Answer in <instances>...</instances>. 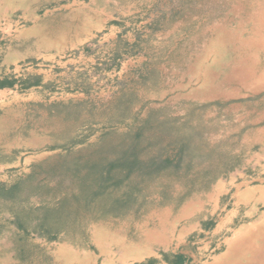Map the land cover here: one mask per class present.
Segmentation results:
<instances>
[{
  "label": "rangeland",
  "instance_id": "obj_1",
  "mask_svg": "<svg viewBox=\"0 0 264 264\" xmlns=\"http://www.w3.org/2000/svg\"><path fill=\"white\" fill-rule=\"evenodd\" d=\"M51 1L0 0V80H45L0 92V264H217L264 222L225 207L264 171V47L231 76L264 0Z\"/></svg>",
  "mask_w": 264,
  "mask_h": 264
},
{
  "label": "bare ground",
  "instance_id": "obj_2",
  "mask_svg": "<svg viewBox=\"0 0 264 264\" xmlns=\"http://www.w3.org/2000/svg\"><path fill=\"white\" fill-rule=\"evenodd\" d=\"M33 1V0H32ZM35 1V0H34ZM51 1V0H50ZM60 1V0H59ZM211 1H213V0H211ZM263 1V0H262ZM261 1V2H262ZM49 2V1H48ZM52 2V1H51ZM92 2V1H91ZM113 2V1H112ZM126 2H127V0H126ZM187 2V1H186ZM247 2V1H246ZM250 2V1H249ZM255 2V1H254ZM40 3V2H39ZM116 3V2H115ZM177 3V2H176ZM215 3V2H214ZM221 3V2H220ZM9 4V3H8ZM7 4V5H8ZM92 4H94V2L92 3ZM189 4V3H188ZM194 4V3H193ZM217 4H219V3H216V5ZM256 4V3H255ZM16 5V4H15ZM17 5H19V2H18V4ZM21 5V4H20ZM19 5V6H20ZM115 5V4H114ZM130 5V4H129ZM176 5H178V4H176ZM184 5H186V4H184ZM191 5V4H190ZM189 5V6H190ZM195 5V4H194ZM209 5V4H208ZM213 5V4H212ZM215 5V4H214ZM226 5H227V3H226ZM245 5V4H244ZM264 5V4H263ZM18 6V7H19ZM22 6V5H21ZM24 6V5H23ZM22 6V7H23ZM34 6V5H33ZM37 6V5H36ZM40 6V5H39ZM76 5H74V7H75ZM124 6V5H123ZM122 6V7H123ZM163 6V5H162ZM252 6V5H251ZM258 6V5H257ZM2 7V6H1ZM4 7V6H3ZM17 7V6H16ZM41 7H42V5H41ZM165 7V6H164ZM188 7V6H187ZM219 7H220V5H219ZM10 7L8 6V9H9ZM34 8H35V6H34ZM115 8H117V7H115ZM133 8V7H132ZM162 8V7H161ZM169 8V7H168ZM189 8V7H188ZM192 8V7H191ZM242 8H243V6H242ZM249 8V7H248ZM261 8V7H260ZM264 8V7H263ZM12 9V8H11ZM69 9V8H68ZM102 9V8H101ZM122 10H124L123 8H121ZM128 9V8H127ZM227 9V8H226ZM245 9V8H244ZM256 9V8H255ZM254 9V10H255ZM59 10V9H58ZM129 10V9H128ZM175 10V9H174ZM198 10V9H197ZM202 10V9H201ZM212 10V9H211ZM253 10V11H254ZM257 10V9H256ZM27 11V10H26ZM31 11H34V10H31ZM64 11V10H63ZM70 11V10H69ZM108 11V10H107ZM126 11V10H125ZM130 11H132V10H130ZM164 11V10H163ZM181 11V10H180ZM188 11V10H187ZM192 11V10H191ZM209 11V10H208ZM213 11V10H212ZM260 11H261V9H260ZM47 12H49V11H47ZM109 12V11H108ZM133 12V11H132ZM206 12V11H205ZM204 12V13H205ZM262 12H264V11H262ZM5 13V12H4ZM111 13V12H110ZM214 13V12H213ZM1 14V13H0ZM33 14V13H32ZM47 14V13H46ZM107 14V13H106ZM190 14V13H189ZM240 14H242V13H240ZM251 14V13H250ZM108 15V14H107ZM192 15H193V13H192ZM222 15V14H221ZM223 15H224V13H223ZM244 15V14H243ZM258 15V14H257ZM2 16H4V15H2ZM44 16V15H43ZM46 16V15H45ZM182 16V15H181ZM227 16V15H226ZM248 16V15H247ZM158 17V16H157ZM168 17V16H167ZM186 17V16H185ZM192 17V16H191ZM219 17V16H218ZM258 17V16H257ZM23 19H24V17H22ZM179 18V17H178ZM224 18V17H223ZM249 18V17H248ZM58 19H60V18H58ZM111 19V18H110ZM177 19V18H176ZM184 19V18H183ZM211 19V18H210ZM209 19V20H210ZM212 19H214V18H212ZM215 19H216V17H215ZM219 19V18H218ZM231 19V18H230ZM239 19V18H238ZM264 19V18H263ZM61 20V19H60ZM185 20H186V18H185ZM257 20V19H256ZM7 21V20H6ZM25 21V20H24ZM27 21V20H26ZM48 21V20H47ZM62 21V20H61ZM216 21V20H215ZM32 22V21H31ZM40 22V21H39ZM60 22V21H59ZM66 22V21H65ZM73 22V21H72ZM217 22V21H216ZM257 22V21H256ZM258 24H257V26H256V30L254 29V32H253V35L251 36V38H247V39H245V40H247L245 43H242L241 45H240V50L242 51V54H244V59H246L247 61H245V63H241L239 66H235V67H233L232 68V70H231V76H233V77H236V78H238V79H240V82L242 83V84H246V85H249V84H254V85H257V84H261L262 83V77L260 76V75H257L256 74V67H255V64H254V58H255V56H256V53L257 52H259L260 50H261V48H263L264 47V45L263 44H261L260 43V41L259 40H261L262 38H260V33L264 30V25H263V22H261V21H259L258 20ZM11 23V22H10ZM13 23V22H12ZM43 23V22H42ZM56 23H57V21H56ZM71 23V22H70ZM176 23V22H175ZM179 23V22H178ZM188 23V22H187ZM207 23V22H206ZM213 23V22H212ZM218 23V22H217ZM220 23V22H219ZM9 24V23H8ZM40 24V23H39ZM38 24V25H39ZM74 24V23H73ZM181 24H184V23H181ZM180 24V25H181ZM204 24V23H203ZM254 24V23H253ZM49 25V24H48ZM71 25V24H70ZM69 25V26H70ZM202 25V24H201ZM210 25V24H209ZM208 25V26H209ZM17 26V25H16ZM36 26V25H35ZM54 26V25H53ZM56 26H58V25H56ZM162 26H164V25H162ZM166 26V25H165ZM15 27V26H14ZM46 27V26H45ZM59 27V26H58ZM170 27V26H169ZM239 27V26H238ZM12 28V27H11ZM34 28V27H33ZM68 28V27H67ZM86 28V27H85ZM171 28V27H170ZM199 28V27H198ZM206 28V27H205ZM204 28V29H205ZM5 29V28H4ZM30 29V28H29ZM39 29V28H38ZM41 29V28H40ZM44 29V28H43ZM111 29V28H110ZM17 30V29H16ZM68 30V29H67ZM246 30H247V28H246ZM1 31V30H0ZM56 31V30H55ZM34 32V31H33ZM159 32V31H158ZM202 32V31H201ZM46 33V32H45ZM185 33V32H184ZM8 34H9V32H8ZM16 34V33H15ZM51 34V33H50ZM67 34H69V33H67ZM207 34V33H206ZM262 34V33H261ZM11 35V34H10ZM14 35V34H13ZM193 35V34H192ZM264 35V34H263ZM55 36V35H54ZM54 36H52L53 38H54ZM194 36V35H193ZM200 36V35H199ZM7 37V36H6ZM10 37V36H9ZM47 37V36H46ZM173 37V36H172ZM192 37V36H191ZM195 37V36H194ZM203 37V36H202ZM38 38V37H37ZM65 38H66V36H65ZM237 38V37H236ZM35 39V38H34ZM50 39V38H49ZM13 40V39H12ZM33 40V39H32ZM237 40H241L240 38H238ZM103 41V40H102ZM185 41V40H184ZM183 41V42H184ZM190 42V41H189ZM57 43V42H56ZM167 43V42H166ZM199 43H201V42H199ZM40 44V43H39ZM114 45V44H113ZM43 46V45H42ZM160 46V45H159ZM201 46V45H200ZM37 47V46H36ZM43 47H45V46H43ZM163 47V46H162ZM41 48V47H40ZM52 48V47H51ZM60 49V48H59ZM62 49V48H61ZM107 50H108V48H107ZM156 50V49H155ZM243 50H245V51H243ZM17 52V51H16ZM237 55V54H236ZM234 60L236 59V58H233ZM243 59V58H242ZM238 63V62H237ZM221 68V67H220ZM177 76H178V74H176ZM153 76V75H152ZM155 76V75H154ZM152 78V77H151ZM172 79V78H171ZM170 81V80H169ZM170 83V82H169ZM169 83H167V85L169 84ZM161 85V84H160ZM178 85V84H177ZM232 86V85H231ZM168 87H169V85H168ZM162 88V87H161ZM231 88V87H230ZM234 88V87H233ZM143 90V89H142ZM165 90H167V89H165ZM136 91V90H135ZM138 91V90H137ZM164 91V90H163ZM149 92V91H148ZM237 92V91H236ZM183 93V92H182ZM221 93V92H220ZM161 94V93H160ZM181 94V93H180ZM236 94V93H235ZM241 94V93H240ZM151 95V94H150ZM147 96V95H146ZM175 96V95H174ZM233 96V95H232ZM243 96V95H242ZM167 97V96H166ZM170 97H172V96H170ZM211 97V96H210ZM221 97V96H220ZM223 97V96H222ZM221 97V98H222ZM148 98H150V97H148ZM209 98V97H208ZM224 98V97H223ZM244 98V97H243ZM184 99V98H183ZM182 99V100H183ZM162 100V99H161ZM164 100V99H163ZM166 100V99H165ZM170 100V99H169ZM207 100H205V102H206ZM186 102V101H185ZM191 102V101H190ZM204 102V101H203ZM224 102H225V100H224ZM201 103V102H200ZM172 104V103H171ZM163 105V104H162ZM173 105V104H172ZM179 105H181V104H179ZM208 105H210V104H208ZM161 106V105H160ZM166 106H167V104H166ZM163 107H165V105L163 106ZM187 107V106H186ZM201 107H203V106H201ZM205 107V106H204ZM217 107V106H216ZM169 108H171V107H169ZM178 108V107H177ZM176 108V109H177ZM183 108V107H182ZM191 108V107H190ZM180 109V108H179ZM198 109V108H197ZM151 110V109H150ZM157 110V109H156ZM201 110V109H200ZM209 110H210V108H209ZM212 110V109H211ZM216 110V109H215ZM219 110V109H218ZM167 111H168V108H167ZM173 111V110H172ZM191 111H193L194 112V110L192 109ZM206 111H208V110H206ZM213 111V110H212ZM225 111V110H224ZM15 112V111H14ZM156 112V111H155ZM174 112V111H173ZM193 112H192V114H193ZM215 112V111H214ZM235 112V111H234ZM185 113V112H184ZM207 113V112H206ZM216 113V112H215ZM230 113H232V112H229V114ZM131 114V113H130ZM141 114V113H140ZM140 114H139V116H140ZM150 114H151V112H150ZM149 114V115H150ZM168 114V113H167ZM167 114H165V115H167ZM148 115V116H149ZM161 115V114H160ZM169 115V114H168ZM184 115H186V114H184ZM222 115V114H221ZM227 115V114H226ZM145 116H146V114H145ZM163 117H165V116H163ZM185 117V116H184ZM190 117H192V116H190ZM168 118V117H167ZM176 118V117H175ZM181 118V117H180ZM188 118V117H187ZM210 118V117H209ZM141 119V118H140ZM139 119V120H140ZM179 119V118H178ZM186 119V118H185ZM191 120V119H190ZM242 120V119H241ZM19 121V120H18ZM240 121V120H239ZM175 122V121H174ZM248 123V122H247ZM264 123V122H263ZM260 124H262V123H260ZM251 125V124H250ZM152 126V125H151ZM243 126V125H242ZM230 127V126H229ZM237 127V126H236ZM251 127V126H250ZM261 127V126H260ZM259 127V128H260ZM254 128H256V127H254ZM254 130V129H253ZM144 131V130H143ZM252 132V131H251ZM255 132V131H254ZM264 133V132H263ZM155 134H157V133H155ZM196 134V133H195ZM194 134V135H195ZM158 135V134H157ZM256 135V134H255ZM254 135V136H255ZM150 136V135H149ZM163 136V135H162ZM169 138V137H168ZM3 139V138H2ZM166 139V138H165ZM182 139V138H181ZM29 140V139H28ZM5 141V140H4ZM7 141V140H6ZM12 141V140H11ZM174 141V140H173ZM18 143V142H17ZM48 143V142H47ZM174 143V142H173ZM11 144V143H10ZM9 145V144H8ZM16 147V146H15ZM8 149V148H7ZM259 163V162H258ZM260 164V163H259ZM253 167V166H252ZM27 173V172H26ZM239 176V175H238ZM258 178V177H257ZM162 181V180H161ZM224 181V180H223ZM246 182V181H245ZM244 183V182H243ZM228 184V183H227ZM156 186V185H155ZM223 186V185H222ZM172 190V189H171ZM224 190V189H223ZM169 192V191H168ZM221 192V191H220ZM153 193V192H152ZM171 194H172V192H171ZM237 195V194H236ZM185 196H187V195H185ZM187 197H189V196H187ZM150 198V197H149ZM148 198V199H149ZM264 198V197H263ZM190 199V198H189ZM198 199H200V197L198 198ZM198 199H197V201H198ZM150 200V199H149ZM188 200V199H187ZM173 201V200H172ZM261 201V200H260ZM239 202V201H238ZM179 203V202H178ZM183 203V202H182ZM185 203V202H184ZM194 203V202H193ZM248 205H249V203H248ZM189 206V205H188ZM186 207V206H185ZM174 208V207H173ZM143 209V208H142ZM180 209V208H179ZM144 210V209H143ZM175 210V209H174ZM173 211V210H172ZM176 211H178V210H176ZM181 211V210H180ZM193 211V210H192ZM191 211V212H192ZM148 213V212H147ZM153 213V212H152ZM160 213V212H159ZM170 213H172L171 211H170ZM177 213V212H176ZM143 214V213H142ZM149 214V213H148ZM243 214V213H242ZM264 214V213H263ZM135 215V214H134ZM150 215V214H149ZM154 215V214H153ZM155 215H156V213H155ZM162 215V214H161ZM180 215V214H179ZM204 215V214H203ZM248 215V214H247ZM159 216H160V214H159ZM233 216V215H232ZM151 217V216H150ZM162 217V216H161ZM157 218V217H156ZM188 218V217H187ZM136 219V218H135ZM153 219H154V217H153ZM6 220V219H5ZM149 220V219H148ZM185 220V219H184ZM87 221V220H86ZM165 221V220H164ZM163 221V222H164ZM177 221V220H176ZM112 222V221H111ZM152 222V221H151ZM178 222V221H177ZM197 222V221H196ZM98 223V222H97ZM126 223V222H125ZM149 223V222H148ZM156 223V222H155ZM162 223V222H161ZM160 223V224H161ZM173 223V222H172ZM174 223H176V222H174ZM173 223V224H174ZM181 223V222H180ZM179 223V224H180ZM106 224V223H105ZM186 224H187V222H186ZM104 225V224H103ZM145 225H146V223H145ZM150 225V224H149ZM167 225V224H166ZM185 225V224H184ZM98 226V225H97ZM135 226H136V224H135ZM100 227V226H99ZM104 227V226H103ZM119 227V226H118ZM121 227V226H120ZM107 228V227H106ZM251 228V227H250ZM90 229V228H89ZM115 229V228H114ZM163 229V228H162ZM248 230V229H247ZM72 231V230H71ZM155 232V231H154ZM70 233V232H69ZM113 234V233H112ZM107 235H109V234H107ZM156 235V234H155ZM206 235V234H205ZM114 236V235H113ZM117 236V235H116ZM132 236V235H131ZM137 236V235H136ZM87 237V236H86ZM110 237V236H109ZM63 238V237H62ZM64 239V238H63ZM89 239V238H88ZM230 239V238H229ZM144 241V240H143ZM145 242V241H144ZM148 242V241H147ZM152 242V241H151ZM63 243V242H62ZM67 243V242H66ZM94 243V242H93ZM127 243V242H126ZM146 243V242H145ZM153 243H154V241H153ZM162 243V242H161ZM225 243V242H224ZM10 244V243H9ZM68 244V243H67ZM135 244V243H134ZM78 245V244H77ZM158 245V244H157ZM164 245V244H163ZM4 246V245H3ZM130 246V245H129ZM171 246V245H170ZM8 247V246H7ZM71 247V246H70ZM77 247V246H76ZM107 247H109V246H107ZM134 247V246H133ZM157 247H159V245L157 246ZM9 248V247H8ZM80 248V247H79ZM115 248V247H114ZM141 248V247H140ZM139 248V249H140ZM143 248V247H142ZM163 248V247H162ZM10 249V248H9ZM7 250V249H6ZM82 250V249H81ZM121 250V249H120ZM227 250V252H226V254H225V256L223 257V259L220 261V262H218L217 264H240V263H242L243 262V260H247V263L248 264H264V222H262V223H260L259 225H257V226H255L254 228H251V229H249L247 232H245L242 236H240V237H237V238H235L230 244H229V246H228V248L226 249ZM116 251V250H115ZM123 252V251H122ZM114 253V252H113ZM76 254V253H75ZM77 255V254H76ZM11 259V258H10ZM102 260V259H101ZM113 263V262H112ZM5 264V263H4ZM83 264V263H82ZM111 264V263H110Z\"/></svg>",
  "mask_w": 264,
  "mask_h": 264
},
{
  "label": "crops",
  "instance_id": "obj_3",
  "mask_svg": "<svg viewBox=\"0 0 264 264\" xmlns=\"http://www.w3.org/2000/svg\"><path fill=\"white\" fill-rule=\"evenodd\" d=\"M26 10L22 11L23 12L22 17H24V19H22V23H24V24L20 25L19 30H17L18 31V34H17L18 40H32V39L38 40L36 38V35L33 34V31L38 26L40 18H39V16L34 14L32 11L28 12V10L27 11ZM110 28L108 29L107 33L103 35L101 40H103V41L114 40V35H115L114 33H116L117 30L114 27H110ZM34 79H36L38 81L37 86H39L45 82V80L43 79V76H41L40 73L35 74ZM27 80L28 79L17 80V81H13V83H14V86L16 83L21 84V86H23L22 84L24 82H26ZM0 81H2V79ZM14 86H13V88H14ZM6 90H8V88H3V89H0V92H4ZM247 179L250 181L247 180L245 182V180H244V183H243V181H241L240 183H238L236 185H231V187L229 189L235 188V190H234V193L229 197L228 201L225 203V207L231 205L232 207H234V208H232L233 210L231 209V212H234V214L238 215L239 211L242 210L241 205H244L243 207L250 209V211L248 212V215H250V216L261 215V214H259L258 209L264 207V198H263L264 197V171L258 173L256 175V177H254V178L248 177ZM253 181H257V184L251 185V182H253ZM229 184H232V182H230ZM218 185L219 186L217 187V189L224 188V186H225V184L222 182L219 183ZM234 197H235V201L231 202V199H233ZM248 203H249V205H248ZM229 212L227 214H229ZM232 215H233V213L231 214L232 219L237 217V216H235L233 218ZM244 215L246 216L247 212H244ZM242 217H244V216H242ZM34 257H35V252L33 253V259H34ZM14 259H15V261L11 260L10 262H8V264H27V263H23L25 259L23 260V262L19 261L18 260L19 258L17 256H14ZM35 261L36 260L32 261V264H37V262H35Z\"/></svg>",
  "mask_w": 264,
  "mask_h": 264
},
{
  "label": "trees",
  "instance_id": "obj_4",
  "mask_svg": "<svg viewBox=\"0 0 264 264\" xmlns=\"http://www.w3.org/2000/svg\"><path fill=\"white\" fill-rule=\"evenodd\" d=\"M37 82L38 81L36 79H34L33 81L32 80L31 81L27 80L26 82L23 83V86H24L25 89H29V88H31L33 86H37ZM13 86H14V83L11 80H2V81H0V89H3V88L12 89ZM164 260L168 264H180L181 257L177 256L176 258L170 259L167 256H164Z\"/></svg>",
  "mask_w": 264,
  "mask_h": 264
}]
</instances>
